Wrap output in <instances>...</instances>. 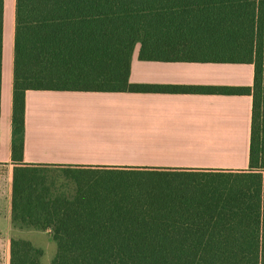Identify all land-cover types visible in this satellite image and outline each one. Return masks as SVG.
<instances>
[{
	"label": "trees",
	"instance_id": "1",
	"mask_svg": "<svg viewBox=\"0 0 264 264\" xmlns=\"http://www.w3.org/2000/svg\"><path fill=\"white\" fill-rule=\"evenodd\" d=\"M4 0H0V82ZM11 222L50 230L51 264H264V0H14ZM146 61L250 63V87L128 80ZM28 90L251 96L246 170L67 167L49 195L23 160ZM70 168V169H69ZM11 238L8 264H40Z\"/></svg>",
	"mask_w": 264,
	"mask_h": 264
},
{
	"label": "crops",
	"instance_id": "2",
	"mask_svg": "<svg viewBox=\"0 0 264 264\" xmlns=\"http://www.w3.org/2000/svg\"><path fill=\"white\" fill-rule=\"evenodd\" d=\"M13 26L14 17L7 35L3 16L0 239L3 247L6 240L7 250L15 229L30 228L11 222ZM138 51L136 44L128 77L133 84L252 85L250 63L146 61L139 59ZM251 101L246 94L28 90L22 162L80 168L246 170Z\"/></svg>",
	"mask_w": 264,
	"mask_h": 264
},
{
	"label": "rangeland",
	"instance_id": "3",
	"mask_svg": "<svg viewBox=\"0 0 264 264\" xmlns=\"http://www.w3.org/2000/svg\"><path fill=\"white\" fill-rule=\"evenodd\" d=\"M13 7L14 0H4V23L7 35L13 24ZM79 107L85 108L84 106H78V108ZM57 126H61V123H58ZM56 151L62 153L61 150ZM65 169H67V167L42 166L35 172L36 176L39 177L38 180L48 187L51 197L72 198L75 195L77 189L76 182L67 174ZM11 237L31 241L32 245L41 251L39 259L40 264H51L56 246L51 238V232L49 230L40 231L31 228L15 229ZM1 242L0 239V264H8L9 250H7L5 246L6 240L4 239L3 241L4 247Z\"/></svg>",
	"mask_w": 264,
	"mask_h": 264
}]
</instances>
